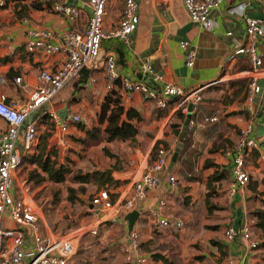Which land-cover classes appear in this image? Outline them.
I'll return each mask as SVG.
<instances>
[{
  "label": "crops",
  "instance_id": "obj_1",
  "mask_svg": "<svg viewBox=\"0 0 264 264\" xmlns=\"http://www.w3.org/2000/svg\"><path fill=\"white\" fill-rule=\"evenodd\" d=\"M29 1L31 0L20 1L17 4ZM56 1L79 3V0H50L49 9H30L28 15L22 19H18L15 15V9H18L17 4L13 3L6 8H0V15H6L5 24L0 23V60L3 57L7 58L4 62L0 61V77L2 78L0 83L4 88L0 89V92L7 96L8 102L26 97V90L36 84L41 67L55 68L63 60L60 54L45 57L39 52L29 53L24 48L29 29L50 28L59 35L72 27L62 14L52 11L51 5ZM138 2L139 23L130 34L128 44L116 38L102 41V48L115 56L117 74L138 78L139 65L144 58H148L153 69L163 75L166 81L186 88L198 87L202 98L198 111L191 116L194 124L188 126L184 136L185 141L188 140V152L184 151L186 142L183 140L184 143L182 142L183 144L177 148L179 155L173 167L168 170V164L160 173L162 187L148 190L146 199L137 205L140 215L132 229L140 235L142 250L150 255L146 264H225L228 258H234L240 264H264L263 247L248 250L239 239L227 242L223 234L226 226L238 228L243 222L249 221L250 210L264 208L262 203L264 199V73L258 80L259 91L255 96L252 111H248L244 109L247 80L243 79L246 77L249 64L244 57L233 54L234 50L244 42V22L240 16L229 12V8L237 2L224 1L209 12V19L213 23L211 29L190 20L182 0H138ZM243 12L247 16L260 20L264 26L263 0H248ZM120 13L121 0H111L106 16V28L117 24ZM182 41L187 43L185 48L180 46ZM7 44L13 46V53L7 52ZM188 51L194 53L192 66H187L185 63ZM82 75L80 74L65 87H71L70 99L75 97L77 102L84 99L81 94L87 91L78 85ZM5 76L10 78L9 82ZM18 77L20 81L16 83L15 79ZM96 78V87L104 88L103 73L97 72ZM219 78L221 80L217 81ZM104 94L105 92L102 94V99ZM69 96L66 95V97ZM61 99L64 101V98ZM77 102L51 101L48 108H54L62 116L67 107L75 110L74 107L79 105ZM121 103L125 107L133 106L138 109L142 116V120L138 123V131L139 124L146 117H150L159 125L157 135L144 152V156L149 155L154 143L157 140L160 141L162 127L169 125L167 120L172 113L169 117L168 114L165 117L158 116L154 103L137 91L131 93L128 101ZM150 103L153 106L152 109L149 107ZM218 108L224 110L220 116L212 111ZM34 115L32 114L31 117ZM212 115L218 116L217 122L203 120ZM251 117L254 123L250 135L256 140L257 148L249 151L246 159L250 180L244 188H239L231 194L228 190L231 181V156H227L224 151L233 146L237 140L239 128ZM165 119H167L166 122ZM170 122H178V120L173 117ZM5 127V122L0 119V130ZM134 151V156L137 152H141L138 149ZM192 161H196L195 165H200L201 178L197 184L187 182L191 189L185 195L192 194L196 188L204 190L214 170L219 169L226 174L220 180L211 182V187L217 192V195L211 198V202L215 204L214 214L218 213L212 214V217L216 219L214 223L220 226L214 231L209 230L207 236L212 235L215 242H208L202 249L195 248L192 242L194 239L187 237L191 232L189 227H184L183 224L179 230L168 229L158 232L153 229L150 215V210L156 205L157 198L164 195L167 174L175 173L178 178V173L187 172L186 165ZM137 163L132 171L115 172L133 173L137 169ZM111 176L118 185L109 190L121 189L125 184L122 178L126 177L115 176L113 173ZM180 192L181 190L178 189L177 193L166 195L167 207L171 209L173 216L184 221L191 215L189 212H185L183 216L179 215ZM251 223L253 221L250 219ZM105 226L112 227L103 229L98 236L86 235L80 243L86 245L85 250L89 253L98 250L96 259L91 258L77 264H134L125 262L123 258L122 248L127 239V224H107L101 228ZM94 239L97 243L93 244ZM79 253L78 251L75 253L77 259H80ZM155 253L159 256L153 257Z\"/></svg>",
  "mask_w": 264,
  "mask_h": 264
},
{
  "label": "built area",
  "instance_id": "obj_2",
  "mask_svg": "<svg viewBox=\"0 0 264 264\" xmlns=\"http://www.w3.org/2000/svg\"><path fill=\"white\" fill-rule=\"evenodd\" d=\"M224 1L237 2L229 8V12L240 16L244 22V42L233 54L244 57L249 64L244 109L252 111L259 91L258 80L264 73V26L260 20L244 14L243 9L248 0H182V4L191 21L211 29L213 23L209 19V12ZM13 3V0H0V8ZM110 3L111 0H79L78 4L53 2L52 11L62 14L72 27L59 35L50 28L29 29L24 48L29 53L39 52L45 57L60 54L62 62L55 68L41 67L36 84L26 90L24 98L8 102L7 96L0 92V119L6 124L0 130V264H68L84 236L96 235L107 224H127L125 215L134 209L138 210L137 205L146 199L147 191L163 185L160 173L169 164L171 151L160 145L152 158L145 155L143 165L137 163L136 171L122 178L125 184L121 189L97 190L86 205V210L93 218L89 223L63 234L51 231L42 204L28 188L30 181L18 173L24 157L35 151L43 119L54 125L50 144L57 149L67 143L73 126L85 122L82 114L72 108L67 107L62 116L54 108H48L56 93L80 74L83 77L78 83L79 87L93 91L97 84L96 73L102 72L104 91H114L120 102L128 101L131 93L137 91L156 107H166L173 100L168 117L177 110L186 114L188 103H191L192 114L198 111L202 101L200 88H186L166 81L163 75L153 69L148 58L140 63L138 78L117 74L115 56L102 48V41L116 38L128 44L130 34L139 23V2L121 0L117 24L106 28ZM186 44L185 41L180 42L182 48ZM6 50L13 53L14 48L7 44ZM193 57V51L186 53L187 66L193 65ZM19 81L20 77L15 79L16 83ZM42 108L45 109L41 115L39 111ZM32 114L36 115L31 117ZM203 120L217 122L218 116H207ZM253 123V118H249L239 128L233 146L224 151L227 156H231V181L228 188L231 194L244 188L250 179L246 159L249 151L257 148L256 140L250 135ZM193 124L190 119L188 126ZM177 180L175 173L167 174L164 195L157 198L156 205L150 210L155 231L179 230L183 227V219L173 216L167 207L166 195L178 192ZM250 219L238 228L226 226L225 240L233 242L239 239L246 249L256 248L259 239L251 233ZM122 252L127 263L146 264L150 259V255L141 249L140 235L135 229L128 230ZM225 264L240 263L228 258Z\"/></svg>",
  "mask_w": 264,
  "mask_h": 264
},
{
  "label": "rangeland",
  "instance_id": "obj_3",
  "mask_svg": "<svg viewBox=\"0 0 264 264\" xmlns=\"http://www.w3.org/2000/svg\"><path fill=\"white\" fill-rule=\"evenodd\" d=\"M2 19L3 21H1ZM5 20L6 15H0V23H4ZM2 88L3 85L0 83V89ZM70 89L71 87H67L58 91L52 101H59V103H62L61 98H64V103L68 102V100H70L71 103L77 102L75 97L70 99ZM104 92L103 87H96L93 91H84L81 94V97L84 99L78 101L77 103H79V105L74 107L77 112L82 114L85 122L73 126L71 129L73 135L68 137L67 143L62 145L60 149H57L58 162H63L70 169V172L66 174L65 179L60 183H54L44 179V181L42 180V184L39 186L33 185L34 181L28 184V188L33 193L34 197L42 204L46 220L54 234H63L89 223L93 218L86 210V205L90 202L91 197L97 192V190L106 188L105 186H98L96 183L80 184L75 182L72 179L73 173L77 171H81L83 173L94 169H107L111 170L110 173H113L115 176H131V172H125L122 174H118L116 172L127 170L132 171L137 162H141L143 165L144 152H146L153 138L159 131V125L153 122L150 117H146L139 124V133L137 136L138 145L130 141L122 140L105 142L103 133L101 132L102 127L99 125L97 120L100 101ZM66 95L70 96L66 97ZM149 107L152 109L151 107L153 106L151 103ZM43 111L44 109H41L39 113L42 115ZM212 111L219 116L224 112V110L220 108L213 109ZM39 128L41 132L40 136H47V146L49 147V151H51L52 146L50 144V137L55 130L54 125L46 119L41 122ZM87 130H92L94 136H97V138L94 139V137H88L86 132ZM168 135L170 136L167 137ZM159 136L161 144L169 147L171 156L174 151L178 150V146L184 143V141L183 143L179 142V135L173 133L170 125L162 127ZM185 138L186 137H184V139ZM187 141L188 140L185 141L186 143L184 145L185 152H188ZM134 149L141 150V152H137L134 156ZM184 160H186V157H184ZM195 163L196 161L189 162L186 165L187 172H180L181 174L178 173L177 181L179 190H181V211L179 215L183 216L185 215V212H189L191 217L189 219H184V227L186 226L191 229V232L187 237H192L194 239L192 242H194L193 246H195V248L202 249L208 242H215L212 235L207 236V233L209 230H216L220 225L214 223L216 222V219L212 217L213 215L218 214L217 212L214 214V210H216V208L215 204L211 202V198L217 195V192L213 187L207 188L206 186L204 190H202V188H196L192 194L185 195V193L187 191L189 192L191 189L187 182H195L197 184L198 180L201 178L202 171L200 165H195ZM33 170H35L40 177L43 176L41 170L35 164H31L27 161H24L22 166H20L18 175L26 178ZM34 178L37 179V177ZM70 187L75 188L73 200H70L67 197L68 188ZM81 188H84V191H81ZM206 196H208L207 204L210 206L209 208H207L205 204V198L203 200V197ZM192 200L193 202L191 203ZM111 227L105 226L101 228L94 236H98L103 229H110ZM250 228L252 235L256 237V239H260L257 236L260 235V231L255 229L253 225ZM92 242L93 244L97 243V240L94 239ZM85 247V244H80L77 249V251L80 252L78 254V258L80 257V259H77L74 254L68 264L86 262L91 258L96 259L98 250L96 252L92 251L89 253L85 250Z\"/></svg>",
  "mask_w": 264,
  "mask_h": 264
},
{
  "label": "trees",
  "instance_id": "obj_4",
  "mask_svg": "<svg viewBox=\"0 0 264 264\" xmlns=\"http://www.w3.org/2000/svg\"><path fill=\"white\" fill-rule=\"evenodd\" d=\"M14 3H20V1L24 0H13ZM18 9H15V15L18 19H22L23 17L28 15L30 9L35 10H43L50 8V0H44L41 2L40 0H31L29 2H25L24 4H17ZM7 58L3 57L0 61H6ZM5 78L10 81L8 76ZM246 77L243 79L246 81ZM14 80V79H13ZM7 101V100H6ZM173 100L169 102L166 107H156V111H158L157 115L161 117H165L170 108L172 106ZM176 118L178 122H170L172 118ZM185 114L180 110L174 111L169 119L167 120V124H169L173 130V133L179 135L181 132V125ZM97 120L99 125L102 127L101 132L104 136L105 142H112L114 140H122V141H130L136 143L138 145L137 134H138V123L142 120V116L139 113L138 109L129 106L125 107L119 100V97L115 94L114 91H107L104 94V97L100 103V108L97 114ZM88 137L97 138L94 136L92 130H87ZM48 138L47 136H40V140L35 148V151L29 155L24 157V161H27L31 164H35L42 172L40 175L35 171H31L27 175V180L34 181L33 185L39 186L42 184V180H49L54 183H60L65 179L66 174L70 172V169L63 162H58V150L56 147L52 146L51 151H49V147L47 146ZM185 141V139H184ZM162 145L160 141H156L149 152L150 158L153 157L154 153L158 149V147ZM165 148H168L166 145H162ZM24 163V162H23ZM211 166H214L211 164ZM225 171L222 170H214L212 175L209 177L206 186L207 188L211 187V182L215 180H220L225 177ZM34 177H37L35 179ZM72 179L75 182L80 184L96 183L98 186H105L107 189L116 187L118 182L114 180L111 176V173L107 172V169H94L86 172L77 171L72 174ZM250 180V179H249ZM249 182V181H248ZM81 191H84V188H81ZM75 192V188H68V198L73 200V193ZM113 197V196H112ZM208 196L205 197V204L207 208L210 206L207 204ZM262 203L264 206V199H262ZM249 217L253 220V227L260 231V235H257L259 239L258 247L264 248V208L262 209H254L248 212ZM142 249V248H141ZM158 254H153V257H158Z\"/></svg>",
  "mask_w": 264,
  "mask_h": 264
},
{
  "label": "water",
  "instance_id": "obj_5",
  "mask_svg": "<svg viewBox=\"0 0 264 264\" xmlns=\"http://www.w3.org/2000/svg\"><path fill=\"white\" fill-rule=\"evenodd\" d=\"M191 116H192L191 103H188L187 104V112H186L185 117L183 119V122L181 125V132L179 134V142L180 143H182L184 140V136L188 130V124H189V121L191 119ZM177 156H178V150L173 152V154L170 158V161H169L168 170H170L173 167V165L175 164V162L177 160ZM110 171L111 170H107L108 173ZM139 215H140V212L137 209H134L125 215V220L127 221V229L128 230H131L133 228L134 222L139 217Z\"/></svg>",
  "mask_w": 264,
  "mask_h": 264
}]
</instances>
